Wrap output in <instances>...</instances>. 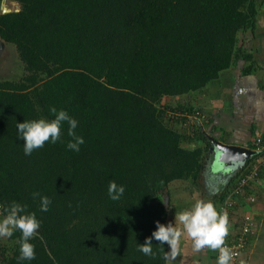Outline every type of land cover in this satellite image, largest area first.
Returning <instances> with one entry per match:
<instances>
[{
	"label": "trees",
	"instance_id": "1",
	"mask_svg": "<svg viewBox=\"0 0 264 264\" xmlns=\"http://www.w3.org/2000/svg\"><path fill=\"white\" fill-rule=\"evenodd\" d=\"M13 1L17 11L0 10V41L24 73L0 81V205L4 215L13 201L26 206L41 227L34 260H18L16 231L0 242V264H167V245L154 240L152 257L138 245L169 223L171 183L196 186L204 169L212 128L193 93L235 62L243 75L258 67L250 39L238 44L255 36L256 0ZM51 107L78 121L84 144L67 148L65 123L60 141L25 155L17 122L52 120ZM258 157L214 197L217 210ZM113 180L125 187L119 201ZM34 192L51 200L47 212Z\"/></svg>",
	"mask_w": 264,
	"mask_h": 264
},
{
	"label": "crops",
	"instance_id": "2",
	"mask_svg": "<svg viewBox=\"0 0 264 264\" xmlns=\"http://www.w3.org/2000/svg\"><path fill=\"white\" fill-rule=\"evenodd\" d=\"M252 46L253 43L246 45L256 60V73L243 75L244 62H235L202 92L193 93L190 99L194 108L201 109L209 117V129L212 128L209 133L213 139L247 149H251L256 136H264V46ZM181 100L185 102L187 99ZM190 146L192 148L195 144ZM238 170L235 163L219 162L212 144L198 184L184 186L183 189H187L184 197L178 195L172 207L175 209L177 202H183L186 205L178 204L183 205L181 212L190 209L196 199L213 202ZM250 192L254 200L242 199L238 202L228 227L231 232L237 231L245 216L253 219L256 225L254 234L249 238L247 250L242 256L244 264H264V173L252 184ZM216 261L214 251L194 252L192 241L185 235L180 241V254L167 264H216Z\"/></svg>",
	"mask_w": 264,
	"mask_h": 264
},
{
	"label": "clouds",
	"instance_id": "3",
	"mask_svg": "<svg viewBox=\"0 0 264 264\" xmlns=\"http://www.w3.org/2000/svg\"><path fill=\"white\" fill-rule=\"evenodd\" d=\"M54 119H38L31 121L17 122L18 135L24 141L25 155H31L33 151L39 150L46 143L55 144L62 138V127L68 125L67 135L71 140L67 143V148L79 152L80 146L84 144V139L76 134L78 121L72 118L65 110L55 107L50 108ZM125 193V187L118 185L114 180L109 181L108 196L113 201H119ZM33 199L40 198V211L47 212L51 200L38 192L32 194ZM6 215L0 219V238H11L14 232L19 231L21 237L19 261L34 260L36 258L35 245L30 241L37 235L41 227L35 213H29L26 206L15 201L6 209ZM181 227H177L176 225ZM229 217L226 211H218L211 202L196 199L190 209L175 213L174 224L167 225L156 222V230L147 237L143 244L138 245V251L146 256H154L153 241L159 245H167L170 249L165 254V260H175L180 254V241L182 236H187L192 241L193 251L201 253L204 250L218 252L216 264H230L233 253L226 246V238L229 235Z\"/></svg>",
	"mask_w": 264,
	"mask_h": 264
},
{
	"label": "built area",
	"instance_id": "4",
	"mask_svg": "<svg viewBox=\"0 0 264 264\" xmlns=\"http://www.w3.org/2000/svg\"><path fill=\"white\" fill-rule=\"evenodd\" d=\"M204 117L201 116V120ZM202 123V122H201ZM255 155L251 158L259 155L249 164L244 172L236 179L235 183L228 189V193L224 200L219 204L218 211H226L228 213L229 222L232 218V214L238 205V202L243 200L253 201L254 197L250 192V188L255 180L261 173H264V136H256L253 139V149ZM250 158V159H251ZM245 164L239 165L240 169ZM4 212L0 205V219L4 217ZM256 227L253 219L249 216L244 217V223L237 231L231 232L229 229V235L226 238V246L229 247L233 253V259L230 264H244L243 254L246 252L249 238L254 234V228ZM218 252L216 257L218 258Z\"/></svg>",
	"mask_w": 264,
	"mask_h": 264
},
{
	"label": "rangeland",
	"instance_id": "5",
	"mask_svg": "<svg viewBox=\"0 0 264 264\" xmlns=\"http://www.w3.org/2000/svg\"><path fill=\"white\" fill-rule=\"evenodd\" d=\"M256 4L259 9L258 14V21H257V28L255 31V36H252L249 31L244 33L238 34L239 43L241 44L243 42H246L250 39L249 43L247 42V45L252 44L255 46V44H259L260 46H264V0H256ZM3 6L6 10L10 11H17L19 9V5L14 2L13 0H1L0 1V7ZM251 42V43H250ZM257 71V70H256ZM255 71V73H256ZM23 68L22 64L18 58L16 49L11 44H6L3 41H0V81L3 80H10V81H16L18 80L22 74H23ZM172 99L168 100L169 102ZM190 181H176L174 183H171V197H172V204H176L177 196L181 195L184 197V191L187 189H183L185 186H189ZM207 192V191H206ZM166 201V200H165ZM178 204H184L183 202H177ZM176 205L175 209L172 207L171 212L169 213V222L173 223L175 222V213L180 212L181 207L183 205ZM186 205V204H184ZM177 227H181L180 225H176ZM7 241V238L0 239V242L4 243Z\"/></svg>",
	"mask_w": 264,
	"mask_h": 264
},
{
	"label": "water",
	"instance_id": "6",
	"mask_svg": "<svg viewBox=\"0 0 264 264\" xmlns=\"http://www.w3.org/2000/svg\"><path fill=\"white\" fill-rule=\"evenodd\" d=\"M2 13H9L3 6L0 7ZM214 151L217 152L218 161L226 164H237V166L245 164L255 152L236 145L221 143L215 139L212 140ZM213 149V148H211ZM166 200V199H165ZM166 203V201H165Z\"/></svg>",
	"mask_w": 264,
	"mask_h": 264
},
{
	"label": "flooded vegetation",
	"instance_id": "7",
	"mask_svg": "<svg viewBox=\"0 0 264 264\" xmlns=\"http://www.w3.org/2000/svg\"><path fill=\"white\" fill-rule=\"evenodd\" d=\"M237 168H239V167L237 166Z\"/></svg>",
	"mask_w": 264,
	"mask_h": 264
}]
</instances>
